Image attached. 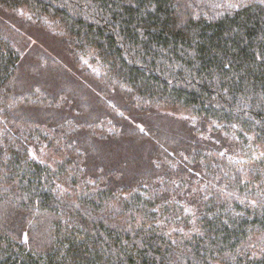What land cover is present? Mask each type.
Here are the masks:
<instances>
[{"label":"trees","instance_id":"16d2710c","mask_svg":"<svg viewBox=\"0 0 264 264\" xmlns=\"http://www.w3.org/2000/svg\"><path fill=\"white\" fill-rule=\"evenodd\" d=\"M0 264H264V0H0Z\"/></svg>","mask_w":264,"mask_h":264},{"label":"rangeland","instance_id":"374dc122","mask_svg":"<svg viewBox=\"0 0 264 264\" xmlns=\"http://www.w3.org/2000/svg\"><path fill=\"white\" fill-rule=\"evenodd\" d=\"M176 113L179 115V113H181V112L178 113V111H177Z\"/></svg>","mask_w":264,"mask_h":264}]
</instances>
